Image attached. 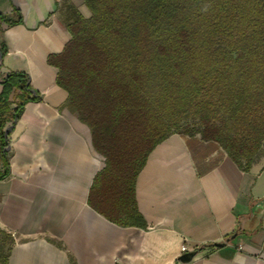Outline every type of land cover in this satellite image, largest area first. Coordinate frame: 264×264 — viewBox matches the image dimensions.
<instances>
[{
  "label": "crops",
  "instance_id": "1",
  "mask_svg": "<svg viewBox=\"0 0 264 264\" xmlns=\"http://www.w3.org/2000/svg\"><path fill=\"white\" fill-rule=\"evenodd\" d=\"M78 12L91 14L85 0H0V70L27 72L42 95L8 134L0 227L15 238L9 264H264V156L243 170L212 143L173 133L136 179L145 228L118 225L89 204L104 157L48 62ZM183 243L203 249L183 262Z\"/></svg>",
  "mask_w": 264,
  "mask_h": 264
},
{
  "label": "trees",
  "instance_id": "2",
  "mask_svg": "<svg viewBox=\"0 0 264 264\" xmlns=\"http://www.w3.org/2000/svg\"><path fill=\"white\" fill-rule=\"evenodd\" d=\"M85 4L91 14L78 12L68 23L71 38L48 62L68 92L65 105L89 126L104 157L88 196L95 210L118 225L145 228L136 179L155 146L173 133L212 143L243 170L264 156V0ZM0 80L4 178L10 172L5 130L42 95L25 71L0 70ZM14 244L0 227V264H9Z\"/></svg>",
  "mask_w": 264,
  "mask_h": 264
},
{
  "label": "water",
  "instance_id": "3",
  "mask_svg": "<svg viewBox=\"0 0 264 264\" xmlns=\"http://www.w3.org/2000/svg\"><path fill=\"white\" fill-rule=\"evenodd\" d=\"M11 130V126L7 127L6 130H5V135L8 136L9 132ZM217 245H221L223 244V242H216ZM197 253L196 250H193V251H187V252H184L180 255L179 259L183 262H187L189 260H191L194 255Z\"/></svg>",
  "mask_w": 264,
  "mask_h": 264
},
{
  "label": "built area",
  "instance_id": "4",
  "mask_svg": "<svg viewBox=\"0 0 264 264\" xmlns=\"http://www.w3.org/2000/svg\"><path fill=\"white\" fill-rule=\"evenodd\" d=\"M181 252H186L189 250V247L186 243H183L180 247Z\"/></svg>",
  "mask_w": 264,
  "mask_h": 264
}]
</instances>
